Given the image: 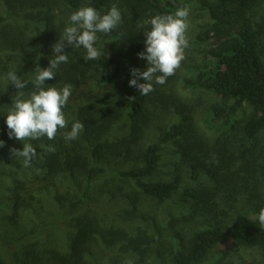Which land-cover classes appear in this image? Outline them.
<instances>
[{"label":"trees","instance_id":"obj_1","mask_svg":"<svg viewBox=\"0 0 264 264\" xmlns=\"http://www.w3.org/2000/svg\"><path fill=\"white\" fill-rule=\"evenodd\" d=\"M14 2L11 5L10 0H0V5L10 9V5L24 3ZM27 2V11L36 13L34 16L43 26H33L39 34L33 35L32 50H26L18 38L7 40L5 49L19 60L6 58L2 62V66L15 64L17 75L28 82L23 89L26 96L34 90L29 74L37 65L48 67L53 55L51 46L63 33L61 24L69 26L72 12L91 6L103 14L115 4L122 20L111 33H97L95 47L101 51L97 60L86 61L83 48L73 49L65 42L68 62L59 65L56 77L46 80L45 85L57 89L72 85L63 109L68 127L61 129L54 140L28 141L40 153L31 164L39 175L29 186L23 181L15 182L9 196L13 210L24 204L37 228L31 240L41 239L45 228L63 226L61 251L49 259L51 264H141L144 259L146 264L164 262L163 251L155 248L151 256H146L138 242L163 240L160 220L169 221L167 202L181 188L177 178L157 177L161 152L178 146L174 153L177 157L180 152L189 155L195 161L192 167L201 165L203 160H212L216 167L224 161L225 144L234 130L247 140L256 139L264 130V24L256 29L251 25L253 12L264 10V0ZM184 6H190L189 47L198 57L191 62L185 56L166 83H154L153 91L141 95L128 83L132 78L130 69L143 71L148 66L137 54L145 50L143 31L150 26L140 25L155 15L173 14ZM187 52L191 54L189 48ZM174 82L181 83L189 99L183 100L171 91ZM138 83H144L143 79ZM100 87L110 90L107 96L98 92ZM15 91L14 86L6 85L0 101H8ZM164 101L176 108L177 121L168 128L162 123H149L151 109L155 107L157 118L158 106ZM76 120L83 123V131L77 139L65 141L61 133L70 131ZM219 121L224 129L217 137L212 136L209 131ZM204 123L209 126H205L207 131ZM2 131V137L8 138L6 123ZM49 146L55 151H48ZM208 175L215 182L228 181L220 169L214 172L202 166L200 176L206 180ZM183 194L186 200L200 198L191 189H183ZM46 195L51 207L57 208L47 222L39 219L35 211V202L40 203ZM194 203H182V216L188 220H183L185 228L176 230L173 236L179 242L175 243L168 264H260L253 253L264 256V229L259 228L258 222L239 213L226 224L215 218L202 220L200 213H209L213 208L206 209L204 202ZM158 208L162 209L160 213ZM187 221L191 226L186 227ZM184 229L190 235L179 233ZM185 240H189L188 244ZM32 246H37L36 241L30 245V254L35 250ZM215 248L216 255L211 257ZM0 264H8L1 253Z\"/></svg>","mask_w":264,"mask_h":264},{"label":"rangeland","instance_id":"obj_2","mask_svg":"<svg viewBox=\"0 0 264 264\" xmlns=\"http://www.w3.org/2000/svg\"><path fill=\"white\" fill-rule=\"evenodd\" d=\"M10 1L11 5H13L16 0ZM21 1L24 2L22 5L20 3L15 7H11L10 5V9L0 5V18L3 19L0 23V95L4 92L6 86L4 80L5 74L9 71H15V64L12 66H2V62L6 58H10L11 61L13 59L19 60L16 55L14 57L7 52L5 48L9 43H6V41H14L18 38V42H23L26 50H32L33 44L35 43V41H32L33 35L36 33L39 34L38 30L33 28V26H43L37 20L36 16H34L36 13H29L27 11V0ZM259 24H264V10L262 9L254 11L251 17V25L254 29ZM61 26L64 29L66 27L64 24H61ZM42 29L40 28V30ZM262 44L264 45V40ZM188 48L191 54L187 52L185 56L191 62H194L198 55L193 52L191 47ZM83 54L85 55L86 53L84 52ZM261 56L264 61V52ZM20 75L28 77L27 75H23V73ZM29 75L34 77V72H31ZM109 91L106 88H98V92L102 93L104 97L107 96ZM171 91L178 94L183 100H186L188 97L179 82H174ZM14 94L9 95L10 99L8 101H0V140L4 142V146L0 147V253L8 264H51L49 259L61 251L64 236L63 226L60 225L57 227L58 229L45 228L40 236L41 239L31 240L36 235L37 228L34 227L30 214L26 212L24 204L18 210H13L14 203L9 199L12 193L11 190H14L15 182L23 181L29 186L32 179H35L39 175L32 166L24 167L21 158H14L11 155L9 149L16 148L22 150V142L14 138L2 137L5 115L7 109L10 107L12 102L11 98ZM175 109L174 104L171 102L164 101L160 103L157 111L158 117H154L156 112L154 107L151 109L149 123L152 125L153 122L162 123L163 126L170 127L172 122L177 121L174 113ZM205 126L207 128L209 126L204 123L203 128L207 131ZM222 126L223 123L221 121L217 122L211 130L209 129V134L217 137V133L224 129ZM225 146L227 152H224L222 158L224 161L222 163L219 162L216 167L212 160H203L201 165L192 167L195 161L189 158V155L185 156L180 152L179 157H177L174 153L178 149V146H172V148H167L161 152L162 159L157 177L168 180L177 178L179 179L181 188L173 195L171 201L167 202L169 209L166 217H169V221L162 222L159 218L160 225L163 229L162 231L164 232L163 240H138L141 243V248L145 249L146 256H151L152 250L159 248L166 257V260L159 264H168L167 261L173 251V247L175 243L179 242V240H173V236L176 230L185 228L183 227V220H188L182 216L184 212L183 202H186L190 206L194 205L196 201L204 202L206 209L213 208V210H210L209 213H200V215H203L200 219L211 220L215 218L216 221L223 224L230 221L237 213L247 215L252 220L258 214L259 210L264 208V130L253 140L244 139L239 130H234ZM36 152L37 156L33 161L37 160L40 155L38 150ZM202 166L214 172L220 169L221 173L227 174L228 181L215 182L209 175L204 180L200 176ZM58 180V178L55 179L56 182ZM100 183L102 184V181ZM119 186L122 188V185ZM32 189L25 194L23 193V197H27L32 192ZM116 189H118L117 185ZM183 189H191L197 192L200 198L195 201L190 199L186 200ZM35 207L39 219L45 220V222L57 213V208L51 207L47 201V195L44 199L40 198V203L35 202ZM157 211L160 213L162 209L158 208ZM251 222L257 223L256 221ZM188 226H191L189 221L186 224V227ZM188 229L191 230L192 227ZM179 233L183 236H186V234L190 235V233H186L185 229ZM35 241L37 246L31 247V249L35 250L33 254H30V245ZM185 241L188 244L189 240ZM217 250L218 248H215L212 251L211 257L216 255ZM253 253L256 260H259L260 264H264V256L255 254L256 252ZM247 255L251 256V253ZM140 263L146 264V260L144 259V263L143 261H140Z\"/></svg>","mask_w":264,"mask_h":264},{"label":"clouds","instance_id":"obj_3","mask_svg":"<svg viewBox=\"0 0 264 264\" xmlns=\"http://www.w3.org/2000/svg\"><path fill=\"white\" fill-rule=\"evenodd\" d=\"M190 6L177 9L173 14L155 15L150 20H145L141 28L145 36V50L138 53L140 59L146 60L147 68L141 71L137 68L130 69L131 79L129 86L138 89L141 95H147L154 90L153 84L163 85L168 77L175 74L185 60V50L189 47L187 31L189 29ZM122 16L115 4L106 13H99L91 6H82L72 12L69 17V26L60 38L51 46L52 57L46 68L36 66L31 83L34 90L25 95L23 89L27 81L17 75V71L5 74L6 85L15 88L10 107L5 115V123L9 138H14L23 144L22 150L10 148L14 158H21L24 167H30L37 156L36 149L26 141L47 138L54 140L61 129L68 127V120L63 109L67 105L72 93V85L65 84L62 88L46 87L45 81L56 77L59 65L68 62V54H64L67 45L72 48H83L84 59L97 60L101 51L95 47L98 40L97 33L109 34L121 23ZM66 42V43H65ZM112 42V41H110ZM108 42V43H110ZM144 83H138L140 79ZM84 125L79 120L71 124L70 131L62 132L65 141L78 138ZM4 142L0 140V147ZM43 147V145H42ZM48 151H55L51 146ZM251 221L258 222L260 229H264V208H261Z\"/></svg>","mask_w":264,"mask_h":264}]
</instances>
